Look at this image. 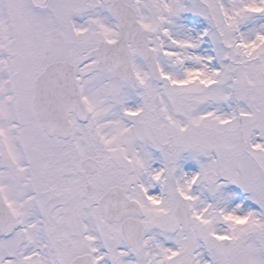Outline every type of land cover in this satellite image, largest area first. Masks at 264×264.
Segmentation results:
<instances>
[{
  "label": "snow or ice",
  "instance_id": "snow-or-ice-1",
  "mask_svg": "<svg viewBox=\"0 0 264 264\" xmlns=\"http://www.w3.org/2000/svg\"><path fill=\"white\" fill-rule=\"evenodd\" d=\"M0 264H264V0H0Z\"/></svg>",
  "mask_w": 264,
  "mask_h": 264
}]
</instances>
